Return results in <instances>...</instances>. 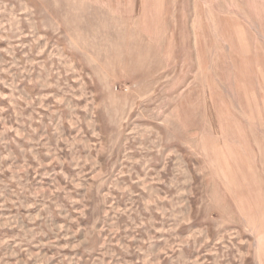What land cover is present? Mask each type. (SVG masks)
Returning <instances> with one entry per match:
<instances>
[{"label":"rangeland","instance_id":"1","mask_svg":"<svg viewBox=\"0 0 264 264\" xmlns=\"http://www.w3.org/2000/svg\"><path fill=\"white\" fill-rule=\"evenodd\" d=\"M0 264H264V0H0Z\"/></svg>","mask_w":264,"mask_h":264}]
</instances>
